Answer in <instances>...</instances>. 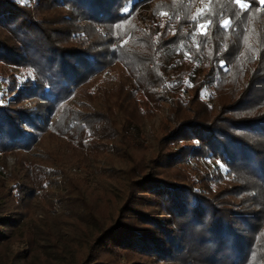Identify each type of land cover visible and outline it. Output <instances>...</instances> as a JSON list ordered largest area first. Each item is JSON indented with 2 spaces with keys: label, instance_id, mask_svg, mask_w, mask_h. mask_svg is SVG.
Listing matches in <instances>:
<instances>
[{
  "label": "trees",
  "instance_id": "trees-1",
  "mask_svg": "<svg viewBox=\"0 0 264 264\" xmlns=\"http://www.w3.org/2000/svg\"><path fill=\"white\" fill-rule=\"evenodd\" d=\"M36 1L0 0V62L30 69L27 76L13 75L0 85V165L5 172L3 184L10 187L13 199L20 202L25 196L33 197L39 186L31 180V164L25 159L16 170L15 166L7 168L8 153L17 158L19 150H29L52 129L67 132L64 137L69 141L72 132L83 134L87 128L81 126L83 118L78 122L69 115L56 129L53 117L62 120L63 105L78 88L111 72L117 89L113 95L121 103H140L137 93L141 92L144 102L149 97L157 104L166 98L175 109H188V114L170 112L173 125L159 140L190 143L161 150L153 157L154 165L129 178L115 217L108 223L98 218L88 252L95 243L134 249L160 262L250 264L264 219L263 202L256 200L259 188L264 187V66L259 58L264 54V27L262 40L254 43L256 56L250 59L255 64L248 69L240 93L222 103L216 113H211L210 106L214 93L207 100L203 95L206 89L215 92L240 53L245 12L264 10V0H245L248 9H241L235 0H209L204 14L196 19V0ZM44 2L63 6L69 13L58 21L38 15ZM146 3L151 11L144 22L139 8ZM159 3L165 7L160 9ZM155 11L163 12L162 20L155 19ZM225 19L231 20L230 26H222ZM84 20L90 23L83 25ZM209 21L207 34L201 33L198 25ZM131 41L140 47L129 50ZM118 62L143 67L147 78L142 80L135 66L133 72L132 68L129 72L113 69ZM197 102L200 110L190 105ZM124 120L130 123L129 117ZM191 158H214V172L213 168L203 170L199 181L200 176L168 170ZM222 176L242 179L234 191L250 192L255 207H248L250 201L241 208L234 206L227 199L233 193L227 189L231 187L217 183L219 177L224 180ZM1 197L0 243L12 238L24 214L18 207L6 210ZM56 250L60 251L59 246ZM33 251L30 247L21 256L28 259ZM89 253L75 264H84ZM0 264L19 263L9 259ZM121 264L149 263L128 260Z\"/></svg>",
  "mask_w": 264,
  "mask_h": 264
},
{
  "label": "rangeland",
  "instance_id": "rangeland-1",
  "mask_svg": "<svg viewBox=\"0 0 264 264\" xmlns=\"http://www.w3.org/2000/svg\"><path fill=\"white\" fill-rule=\"evenodd\" d=\"M30 1L33 4L37 3L36 0ZM208 5L209 0H196L194 11L198 13L199 10H205ZM158 6L160 9L165 7L162 3ZM250 10H247L242 18L246 28L239 34L240 53L234 57L228 73L219 80L215 92L204 90L203 96L206 100L214 93L210 105L211 113H216L222 103L240 93L244 81L248 78V69L255 64V61L250 59L256 56L254 43L258 39L262 40L260 29L264 27V10L259 8ZM139 11L141 20L145 22L144 19L150 15L151 9L146 3L139 8ZM66 13L68 14L69 11L65 7L50 6L45 2L42 9L37 12L38 15L44 14L50 19L54 18L53 21L62 19ZM154 17L162 20L163 12L155 11ZM75 23L78 24L77 20ZM81 23L85 25L90 22ZM140 45L131 41L129 50L133 51ZM259 58L264 66V54ZM133 66L136 67L130 64L122 66L118 62L113 69L120 68L124 72H129ZM136 69L142 80L147 78L145 76L147 72L143 67L138 66ZM132 70L134 69L132 68L131 72ZM29 73L30 69L27 67L21 68L0 62V85L12 80L13 75L25 77ZM111 75V72L99 75L95 80L78 88L72 97L65 101L63 107L66 106V109L60 114L62 120L56 118L57 115L53 117L56 129L59 128L60 122L68 119L69 115L78 118V122L83 118L85 123L81 126L87 127L82 128L83 134L81 130L72 132L69 137L70 142L64 137L67 132L52 129V133H43L38 144L29 150H19L17 158L10 153L6 156L7 168L15 166L14 170L20 167L22 159L30 162V178L39 186L34 190L33 197L28 195L20 202H16L13 199L14 194L10 193V187L3 184L5 172L0 165L1 201H6V210H14L18 207L24 212L21 217L23 224L13 228L12 238L0 243L1 263L13 259L19 264L26 260L28 264H75L89 253L87 246L89 240L97 233L98 218L103 223H108L109 219L115 217L117 208L126 195L129 178H135L150 164L154 165L153 157L161 150L176 149L183 143H190V140H180L177 143H162L159 140L173 125L170 112L175 109V105L171 101L161 98L155 104L148 97V101L144 102V95L138 92L140 103L128 100L121 103L113 95L117 89L114 85L115 79ZM112 86L113 92L110 91ZM174 93L176 94V91ZM190 105L198 110L201 109L199 103ZM175 110L183 114L190 112L186 108ZM125 117L130 118V123L124 120ZM78 138H81L80 143H77ZM213 160L214 158H191L169 167L168 170L180 174L188 173L197 178L200 176L199 181H202L203 170L213 168L214 172ZM2 163L3 158L0 155V164ZM241 178L245 179L243 176ZM240 180L242 179L226 176L224 180L219 177L217 183L225 188L231 187L227 189H232L233 193L227 196V199L234 206L241 208L247 205L244 202L250 201L248 207H255L250 192L234 191L235 183ZM40 181L43 182L42 187ZM214 184L216 185V181ZM256 195V200L263 202L264 211L263 186ZM48 241L49 244L46 243ZM57 246L60 251L56 250ZM30 247L34 250L33 255L24 259L21 252L27 254ZM128 260L149 264H178L174 261L160 262L155 256L145 255L134 249L126 251L123 248H107L95 243L92 244L91 252L84 264L101 261L106 264H121ZM250 260V264H264V219Z\"/></svg>",
  "mask_w": 264,
  "mask_h": 264
},
{
  "label": "snow or ice",
  "instance_id": "snow-or-ice-1",
  "mask_svg": "<svg viewBox=\"0 0 264 264\" xmlns=\"http://www.w3.org/2000/svg\"><path fill=\"white\" fill-rule=\"evenodd\" d=\"M22 2H24V0H22ZM235 3H237L241 9H248L249 6H250V4L246 3L245 0H235ZM203 14H204V10H199L198 14H197V17H194V19L198 18L199 16H201ZM210 24H211V21H209L207 23H200L198 25V27H199L201 33L207 34L208 29L210 27ZM230 25H231V20L230 19H225V20L222 21V26L223 27H228Z\"/></svg>",
  "mask_w": 264,
  "mask_h": 264
}]
</instances>
